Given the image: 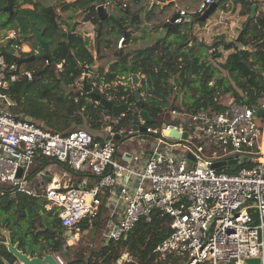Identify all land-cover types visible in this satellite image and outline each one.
<instances>
[{"label":"built area","instance_id":"2783aa9c","mask_svg":"<svg viewBox=\"0 0 264 264\" xmlns=\"http://www.w3.org/2000/svg\"><path fill=\"white\" fill-rule=\"evenodd\" d=\"M214 2L202 0L196 9L198 16ZM103 4L107 9L111 3ZM177 15L175 24L191 20L184 9ZM15 37L14 30L4 36ZM122 42L120 38L118 46ZM20 76L31 79L32 71L13 61L7 63L0 55V194L8 190L42 199L64 230L71 232L67 239H77L81 232L88 234L105 199L108 219L101 231L103 244L124 238L138 220L150 221L157 210L168 218L170 229L154 248L159 261L252 264L245 260L258 258L255 264H264V97L249 106L230 94L221 95L215 98L223 105L221 109L172 110L170 122L155 126H147L139 117L135 125L146 129L132 132L152 136L154 141H148L140 155H122L121 162L114 136L121 138L122 130L117 132L112 125L124 114H104L99 141L84 129L68 133L47 130L10 110L15 102L8 85ZM94 86L92 83L95 90ZM119 100L128 104L127 95ZM172 129L178 137L169 136ZM219 158L226 161L221 168L214 166ZM40 161L66 165L81 172L83 181L75 187L72 181L62 183V176L49 173L48 167L34 171ZM83 221L90 226L80 230ZM125 261L121 256L118 263Z\"/></svg>","mask_w":264,"mask_h":264},{"label":"trees","instance_id":"16d2710c","mask_svg":"<svg viewBox=\"0 0 264 264\" xmlns=\"http://www.w3.org/2000/svg\"><path fill=\"white\" fill-rule=\"evenodd\" d=\"M95 1L13 0L11 9L6 11V0H0V31L16 32L14 39L7 40L5 48L13 51L12 44L29 42L33 46L32 51L21 52V56H29L35 51L37 55L48 56V62L39 59L44 66L33 67V61L24 65V69L32 71L31 79L20 76L9 83L8 93L15 102L10 110L14 114L30 118L53 132L68 133L86 128L84 130H89L95 140H101L95 133L105 125L104 114L117 116L84 91H73L74 84L85 69L93 71L96 59L99 64L96 73L91 74L94 77L89 80L90 86L92 81L97 86L103 84L104 92H99L97 86L95 91L113 102L120 104V97L127 95L128 104H135L131 81L127 77L129 74L141 75L138 88L142 94V106H135L121 116L118 124L112 125L117 132L137 124L140 109L147 111L152 118L146 125L155 126L163 122L160 117L166 110L193 112L199 106L221 109L223 105L215 101L221 95L230 94L238 102L249 106L256 105L264 97V13L256 14V10L264 5V0H235L241 4L240 13L246 18L236 38L223 46L225 51H229L220 64L225 74L217 69L213 71L209 64L197 75L198 78H193V68L199 57L181 51L188 38L187 30L185 32V28L181 27H187L190 21L202 22L196 13L202 0H172L166 4L152 3V0H102L103 3H111L109 13L117 23L110 19L103 21L99 36H96V58L89 49V38L69 31L73 15L82 12V21L96 25L97 32L99 19ZM224 1L218 2V5ZM25 4L31 7H22ZM252 5H255L254 15L249 18ZM183 9L191 20L183 24H168L171 17ZM146 25L154 31L163 29L164 33L157 35L145 47L130 50L134 45V34L150 32V29H145ZM32 27L48 41L46 51L34 39ZM171 36L175 38L167 44L165 39ZM120 38H123V45L118 48ZM170 44H177L175 50L170 49ZM195 47L198 48V43L189 46L188 51L192 52ZM211 56L219 58L222 54L214 47ZM5 60L12 62L9 57ZM108 63L111 64L105 70ZM174 91L175 95L170 97ZM178 98L179 103H174ZM48 164L49 161L36 162L34 171ZM77 182L81 183V180ZM3 191L0 194V264L16 262L4 244L3 231L9 233L11 242L24 253L31 256H42L45 252L59 253L66 260L65 264H119L122 254L128 257L122 264H167L159 261L154 253L155 246L170 232L168 218L161 217L157 210H153L150 221L138 220L117 242L103 244L101 241L97 248L81 246L70 250L63 248L65 230L58 216L45 208L42 199ZM107 219L108 208L103 199L100 213L93 219L92 225L101 230ZM89 226L83 221L79 228L84 230ZM70 251L74 253L72 258H69Z\"/></svg>","mask_w":264,"mask_h":264},{"label":"rangeland","instance_id":"374dc122","mask_svg":"<svg viewBox=\"0 0 264 264\" xmlns=\"http://www.w3.org/2000/svg\"><path fill=\"white\" fill-rule=\"evenodd\" d=\"M65 1H72V0H65ZM164 2L165 0L160 1L161 4ZM155 3H158V2H155ZM109 6L107 7L108 13H109V9L111 8ZM221 10H222V13H221ZM241 10H242L241 4L236 3L235 0H225L224 2L219 4V6L210 14V16L206 20L199 22V23H195V22L192 23L194 24L192 32L189 31L188 33L190 35L189 39H191L190 43L192 45H194L195 43L197 44L199 41H204L207 44L215 43L214 47H217V49L221 51V54H222V56L219 58H213L211 56V51L213 50L214 47L212 49H206L205 47L199 46V45H198V48L195 47L193 50H191L192 52H190V50L188 51L189 47L187 46V43H188L187 42L188 39H187L186 44L184 43L181 51L189 52L190 54H195L199 57L196 62V67L193 68V71H194L193 78H198L197 75H200V73L203 72V68L209 64L211 65L213 71H216L217 69L220 73L225 74V71L220 67V64L224 62L229 51H225L223 49V46L227 44L228 42L233 41L236 38L240 28L242 27V24L245 20L244 18H246V16L240 13ZM220 16H224V19L223 18L221 19V23H217L218 25L216 26L211 25V28L207 27V21L211 22L214 19H219ZM73 17H74V20H76L78 24L77 32L82 34L84 37L89 38V42H90L89 49L93 53V56L96 58L97 57V54H96V48H97L96 28L97 26L91 24L90 22L82 21V17H83L82 12H77L76 14L73 15ZM218 26H221V27H218ZM146 27L147 28L145 29L147 30L150 29V32L148 30L145 32L142 31V32H138L134 34L132 37V42L134 45L130 50L143 48L146 46V44L152 43V41L156 38L157 35L161 36L162 33H164V30L154 31L151 26L146 25ZM214 27L220 28V29H214ZM63 28H65V26ZM118 42H117V47L120 48L123 45V43L121 44V46H118ZM175 46H177V44L176 45L170 44V49L175 50L176 48ZM98 64H99L98 59H96V62L93 67L94 68L93 71L83 74L74 84L73 91H77V92L82 91V83H83L84 77L87 79V83L90 85L89 80H91L94 77V75L92 77L91 74L96 73L95 71L98 68ZM110 64L108 63L106 65L105 70L108 69ZM40 66H44L42 65L41 60L33 61V67L38 68ZM138 76L139 78H141V75L138 74ZM92 83L95 84L94 87L97 86L94 81H92ZM97 87H98L99 92H104L105 86L103 84H100ZM92 90L96 92L93 88ZM175 93H176L175 91L171 92L170 97L174 96ZM178 95H181V94L178 93ZM179 101L180 99L178 98V100H174V103L178 104ZM160 120H163L164 122H170L171 121L170 111L169 110L164 111L160 117ZM121 130H122L121 131L122 137L119 140V143L117 145L118 161L124 162L121 156L126 153L131 154V155L133 154L140 155V151L142 150V148L147 147L146 143L148 141H154L152 136L138 135L137 133L132 132L131 128L130 129L122 128ZM98 133L99 131H97L95 135ZM161 146H163V144ZM183 150L184 149L182 148V146H180L179 151H183ZM187 155L188 157L193 158V155L190 152H188ZM218 162H219V166H223L226 161L222 158H219ZM48 169L51 170L50 172L55 175H58V176L61 175L62 183L69 182V181H72L74 183V181H79L83 179L81 172L74 171L73 169L66 167L65 165H62V164L50 163L48 165ZM100 243H101V233L99 230L97 231L96 237L94 239H90L88 234L81 232L80 235L77 236V239H67L65 237L63 248L68 247L70 250H76L78 249V247H81V246L97 248L100 245ZM51 253L56 256H59L63 260V262L66 263V260L64 259V257L59 255V253H55V252H51ZM72 257H74V253L70 251L69 258H72Z\"/></svg>","mask_w":264,"mask_h":264},{"label":"water","instance_id":"95a60500","mask_svg":"<svg viewBox=\"0 0 264 264\" xmlns=\"http://www.w3.org/2000/svg\"><path fill=\"white\" fill-rule=\"evenodd\" d=\"M13 0H6V5L4 7V10L9 11L11 9V4H12ZM222 0H215V2L213 4H211L207 10H205V12L198 18L200 21H204L206 20L210 14L217 8L218 2H220ZM156 0H152V3H155ZM96 4V10H97V16H98V29H97V36H99V33L101 31L102 28V23L105 19H110L114 22L117 23V21L115 19L112 18V16L108 13V11L106 10L102 0H96L95 1ZM254 10H255V5H252L251 7V11H250V16L249 18H252L254 15ZM177 14H174L170 21L168 22V24L172 23L174 21V19L177 18ZM32 35L34 37V39L37 41V43L39 44L40 48L43 51H46L48 49V41L44 39L43 35L41 32H39L38 30H36L35 28L32 27ZM199 46H203L206 49H212L215 46V43L213 44H207L204 41H199L198 43ZM0 54L6 57H9L12 61H15L17 64H22V63H26L28 61H32L35 60L36 58L38 59H43V60H47L48 61V56L46 54H41L37 57H35V55H30L29 57H25V58H18L17 55H15L14 53H11L7 50L4 49V47L0 48ZM88 72V69H85V73L86 74ZM129 78L131 79V84L133 85V92H134V100H135V104H116L113 101L106 99L105 97H103L102 95L94 92L91 88V86L87 83V79L84 77L83 78V83H82V91H84L85 93H87L96 103L100 104L101 106H103L104 108H106L107 110L111 111L112 114L119 116L122 114H125L126 112L133 110L135 106H142V94L139 91V85H140V78L138 76V74H129ZM161 98H164L163 96H161ZM262 113V111H261ZM139 117L142 118L146 123H150L152 121V118L150 117V115L148 114L147 111L140 109L139 110ZM146 129L145 126H136L133 125L131 127L132 131H140V132H144ZM186 132L182 134V137L185 138L186 137ZM169 136L170 137H178V134L175 130H170L169 131ZM114 139L117 141V143H119L120 135L116 134L114 136ZM104 144V142L101 143V146ZM215 167L221 168V166H219L218 164H214ZM109 170V167H108ZM20 175V172L18 173V176ZM44 179L49 180L50 177L49 176H45ZM74 186H78L77 183L74 184ZM82 186L84 187H90L89 184H82ZM96 231V228H93L90 232V237L94 238V233ZM70 231L67 232V235H70ZM3 235L5 237V246L7 248V251L12 254L14 256V258L16 259V264H59L56 256L52 253H47L45 252L42 256H30L26 253H24L22 250H20L17 246V244H13L10 240V236L9 233L7 231H3ZM122 258L123 259H127V255L126 254H122ZM259 259L258 258H250V259H246L245 262L247 263H258ZM4 264H10L9 262L5 261Z\"/></svg>","mask_w":264,"mask_h":264},{"label":"crops","instance_id":"0c3cea01","mask_svg":"<svg viewBox=\"0 0 264 264\" xmlns=\"http://www.w3.org/2000/svg\"><path fill=\"white\" fill-rule=\"evenodd\" d=\"M172 0H165V2L164 3H162V4H166V3H169V2H171ZM13 2V1H12ZM156 2H158V4H161L160 3V1H158V0H156ZM238 4H240V3H238ZM264 4V3H263ZM219 6V5H218ZM22 7H31L30 5H22ZM175 9H177L176 8V6H175ZM107 10V9H106ZM260 12H262V13H264V5H261L257 10H256V14H258V13H260ZM221 13H222V10H221ZM238 13H239V11H238ZM223 14H224V12H223ZM228 16V15H227ZM224 19V16H220L219 17V19H214L213 21H211V22H208L207 21V27H210L211 28V25H213V26H216V25H218L217 23H221V19ZM245 19V18H244ZM75 22H76V20H73V22H72V24H71V26H70V28H69V31L70 32H72V31H75V32H77L78 31V24L75 26ZM193 22L192 21H190L189 23H188V25H187V27H181V28H185V32H186V30H187V34H186V37H188L187 39H188V43H187V46L189 47V46H191L192 44L190 43L191 42V39H189V31H191L192 32V29H193V25L194 24H192ZM195 23H198V22H195ZM208 25H210V26H208ZM218 27H221V26H218ZM214 29H220V28H215L214 27ZM163 30V29H162ZM6 32H8V31H0V48L1 47H4V49L5 50H7V51H9V52H11V53H14L15 55H17V57L18 58H25V57H29V56H21L20 55V53L21 52H28L29 51V49L30 48H33V46H32V44L31 43H29V42H21V43H19L18 45L19 46H21V48L20 49H18V48H16L15 47V44H12L11 45V49H13V51H10V50H8V49H6L5 48V44H6V42H7V40H11V39H14V38H8V39H5L4 38V36L6 35ZM79 33V32H78ZM163 34V33H162ZM96 36H97V32H96ZM174 36H171V37H168V38H166L165 40H166V42H167V44H168V42H170V41H172V40H174ZM199 43V42H198ZM1 55V54H0ZM31 55H35V57H37V56H39V55H41V54H39V55H37V53L35 54V52L33 53V54H31ZM3 56V55H2ZM6 56H4V58H5ZM36 60H39L38 58H36L35 60H32V61H36ZM13 62H15V61H13ZM27 63V62H26ZM26 63H22V64H18L21 68H25L24 67V65L26 64ZM50 163H54V162H50ZM49 165V164H48ZM48 165L46 166V167H48ZM45 167V168H46ZM33 169H34V167H33ZM51 170H49V172H50ZM83 181V180H82ZM77 182V181H76ZM75 181H74V184L76 183ZM73 183V182H72ZM93 228H96V231H95V233H94V238L96 237V234H97V231H98V229H97V227H95V226H93L90 230H89V232H88V235H90V232H91V230L93 229ZM100 231V233H101V231H102V229L101 230H99ZM67 232L68 231H65V237L67 238V237H69L70 235H67ZM90 237V236H89ZM94 238H91L90 237V239H94ZM73 239V238H72ZM73 241V240H72ZM102 241V240H101ZM127 255V254H126ZM31 256V255H30ZM56 256V255H55ZM122 256V255H121Z\"/></svg>","mask_w":264,"mask_h":264},{"label":"bare ground","instance_id":"6f19581e","mask_svg":"<svg viewBox=\"0 0 264 264\" xmlns=\"http://www.w3.org/2000/svg\"><path fill=\"white\" fill-rule=\"evenodd\" d=\"M263 148H261V150H262ZM260 158H262V157H260Z\"/></svg>","mask_w":264,"mask_h":264}]
</instances>
